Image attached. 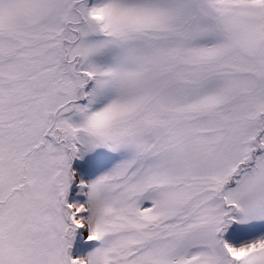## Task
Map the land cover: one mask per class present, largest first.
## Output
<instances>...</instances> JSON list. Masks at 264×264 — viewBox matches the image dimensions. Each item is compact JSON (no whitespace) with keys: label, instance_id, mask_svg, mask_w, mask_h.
Instances as JSON below:
<instances>
[{"label":"snow or ice","instance_id":"1","mask_svg":"<svg viewBox=\"0 0 264 264\" xmlns=\"http://www.w3.org/2000/svg\"><path fill=\"white\" fill-rule=\"evenodd\" d=\"M0 264H264V0H0Z\"/></svg>","mask_w":264,"mask_h":264}]
</instances>
